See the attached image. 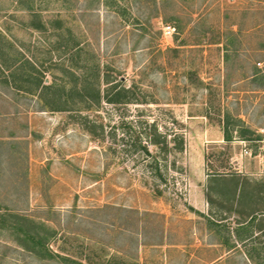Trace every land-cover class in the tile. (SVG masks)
I'll return each mask as SVG.
<instances>
[{
	"label": "rangeland",
	"instance_id": "obj_1",
	"mask_svg": "<svg viewBox=\"0 0 264 264\" xmlns=\"http://www.w3.org/2000/svg\"><path fill=\"white\" fill-rule=\"evenodd\" d=\"M9 211L0 264H264V0H0Z\"/></svg>",
	"mask_w": 264,
	"mask_h": 264
},
{
	"label": "trees",
	"instance_id": "obj_2",
	"mask_svg": "<svg viewBox=\"0 0 264 264\" xmlns=\"http://www.w3.org/2000/svg\"><path fill=\"white\" fill-rule=\"evenodd\" d=\"M261 72H262V69L257 68L255 74H259ZM43 87H44L43 89L49 90V93L51 92L50 91V89H51L50 86L45 85ZM95 94H96L95 97L97 98L98 95H99V93L96 92ZM50 99H51L52 102L58 103L55 106V108H54L55 110L66 109V107H65V104L67 103L66 102L67 101L66 96L63 99L61 96H56L55 94H52L50 96ZM239 121L242 122V123H244L242 119H240ZM238 132H239V136L241 137V139H244V140H259V139H261L260 134H257L258 132L256 130L252 129L249 126H244V124L238 129ZM232 137H233V135H232V132H230V128H229V120L227 119L226 120V123H225V126H224V139H226V140H232L233 139ZM15 215H18L19 218H22V219H25V220L28 219L25 216L19 215V214H15V212H12V211L5 212V214H0V216H3V217H14ZM21 230H23V228H21ZM26 236H29V235L28 234H24L23 238L26 239ZM36 237L34 235H31L30 234V239L35 243L36 246H38L37 252H40L41 253L40 254V257L47 256V257L53 258L54 256L57 255V254L56 255L53 254L52 252H49L44 247L45 246L44 245V242H45V239L46 238H44V240H43L41 237H37V238ZM67 259H69V258H67Z\"/></svg>",
	"mask_w": 264,
	"mask_h": 264
},
{
	"label": "built area",
	"instance_id": "obj_3",
	"mask_svg": "<svg viewBox=\"0 0 264 264\" xmlns=\"http://www.w3.org/2000/svg\"><path fill=\"white\" fill-rule=\"evenodd\" d=\"M164 33H171V26L166 25L164 29Z\"/></svg>",
	"mask_w": 264,
	"mask_h": 264
}]
</instances>
